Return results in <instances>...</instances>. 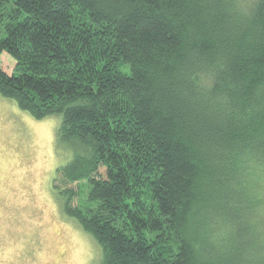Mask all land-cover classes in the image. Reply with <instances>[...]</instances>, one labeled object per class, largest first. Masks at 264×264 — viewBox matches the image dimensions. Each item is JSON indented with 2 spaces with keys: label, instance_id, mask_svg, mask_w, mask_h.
Instances as JSON below:
<instances>
[{
  "label": "trees",
  "instance_id": "trees-1",
  "mask_svg": "<svg viewBox=\"0 0 264 264\" xmlns=\"http://www.w3.org/2000/svg\"><path fill=\"white\" fill-rule=\"evenodd\" d=\"M4 52L101 264H264V0H0Z\"/></svg>",
  "mask_w": 264,
  "mask_h": 264
},
{
  "label": "rangeland",
  "instance_id": "rangeland-1",
  "mask_svg": "<svg viewBox=\"0 0 264 264\" xmlns=\"http://www.w3.org/2000/svg\"><path fill=\"white\" fill-rule=\"evenodd\" d=\"M15 66L4 52L0 67L12 74ZM61 122L59 115L38 120L0 94V264L102 262V247L64 212L53 186L74 156L70 146L58 147Z\"/></svg>",
  "mask_w": 264,
  "mask_h": 264
}]
</instances>
